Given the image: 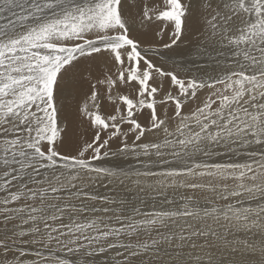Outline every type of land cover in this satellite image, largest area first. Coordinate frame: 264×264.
<instances>
[{
	"label": "snow or ice",
	"instance_id": "snow-or-ice-1",
	"mask_svg": "<svg viewBox=\"0 0 264 264\" xmlns=\"http://www.w3.org/2000/svg\"><path fill=\"white\" fill-rule=\"evenodd\" d=\"M0 264H264V0H0Z\"/></svg>",
	"mask_w": 264,
	"mask_h": 264
}]
</instances>
